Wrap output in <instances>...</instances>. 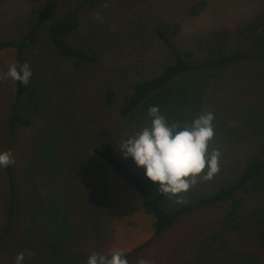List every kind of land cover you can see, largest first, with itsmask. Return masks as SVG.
Masks as SVG:
<instances>
[{"label": "rangeland", "instance_id": "374dc122", "mask_svg": "<svg viewBox=\"0 0 264 264\" xmlns=\"http://www.w3.org/2000/svg\"><path fill=\"white\" fill-rule=\"evenodd\" d=\"M45 1L0 0V39L22 36L27 19L39 13ZM76 2L60 0L42 33ZM198 2H205V9L191 16ZM80 23L71 41L95 52L98 62L76 71L52 53L43 37L27 63L32 71L29 84L42 94L40 113L25 107L21 113L32 124L18 126L13 133L7 126L13 83L4 74L15 56L0 53V152L11 147L16 185L13 229L0 250V264H15L21 252L23 264H87L79 255L112 250L127 254L151 237V219L142 213L139 196L94 155V149L113 146L121 166L135 178L145 177L131 158L122 157V122L103 96L108 89L122 96L133 81L167 65L171 52L152 32L159 23L180 26L173 45L179 52L191 50L194 64L234 54L252 56L211 70L213 80L207 86L208 74L193 73L182 80L204 89V113L214 117L208 150L220 152L219 171L211 179L197 177L167 209L181 205L177 198L186 203L230 182L250 148L251 135L241 136L264 127V0H109L98 10H83ZM237 139L242 142L231 146ZM8 209L9 186L0 168V234ZM222 212L208 209L182 218L128 257V264H158L164 251L217 225Z\"/></svg>", "mask_w": 264, "mask_h": 264}, {"label": "trees", "instance_id": "16d2710c", "mask_svg": "<svg viewBox=\"0 0 264 264\" xmlns=\"http://www.w3.org/2000/svg\"><path fill=\"white\" fill-rule=\"evenodd\" d=\"M60 0H46L40 12L27 19V31L18 38L0 39V53L12 52L17 65L27 64L29 54L43 37L52 53L65 59L76 71L93 67L98 62L95 52H88L72 43V36L80 28L83 10H98L109 0H77L75 6L63 12L43 34V27L59 7ZM205 9V2L194 4L191 16ZM155 38L171 52L167 65L153 75H144L133 81L120 96L114 89L104 93V102L116 108L122 122L123 135L119 146L129 136L147 127L150 123L148 109L158 106L161 115L171 124L181 128L190 126L199 115L204 114L203 90L188 81H182L193 73L208 74L205 86L213 80L211 70H223L227 66L252 59L245 54H234L201 64L192 63L191 50L179 52L173 40L179 35L177 24L159 23L154 29ZM13 83V96L7 126L11 133L18 126L28 127L32 120L21 112L26 107L33 114L40 113L42 94L38 87ZM227 85V84H226ZM226 87V86H225ZM230 88V86H228ZM256 132V133H255ZM241 137H250V148L237 174L226 184L202 194L189 202L167 209L173 199L158 191L159 186L143 178H135L115 159L113 146L96 147L94 155L108 164L115 174L140 198L142 213L151 219L152 235L148 241L124 254L126 258L150 246L182 218L208 209L222 208L217 225L208 232L184 244L164 251L158 264H264V127ZM239 137L233 134V138ZM236 140L231 146L240 144ZM248 143V142H246ZM237 144V145H238ZM231 150V149H228ZM6 151L12 153L8 146ZM9 186V209L6 225L0 234V250L7 235L13 229L15 216L16 185L14 166L4 167ZM206 171V170H205ZM201 175H204L203 173ZM90 255H79L87 263Z\"/></svg>", "mask_w": 264, "mask_h": 264}, {"label": "clouds", "instance_id": "9594fccd", "mask_svg": "<svg viewBox=\"0 0 264 264\" xmlns=\"http://www.w3.org/2000/svg\"><path fill=\"white\" fill-rule=\"evenodd\" d=\"M5 78L21 85H27L32 71L28 64H10ZM150 123L120 145L123 158H131L135 167L143 169L146 179L159 186L158 191L170 197L186 193L203 173L204 179H211L219 171L220 152L209 151L214 137L213 115L204 113L195 118L190 126L181 128L169 124L158 106L148 109ZM15 163L10 151L0 152V168ZM206 170V171H205ZM178 204L184 203L177 198ZM24 253H18L15 264H23ZM87 264H128L120 250L108 254H93Z\"/></svg>", "mask_w": 264, "mask_h": 264}]
</instances>
